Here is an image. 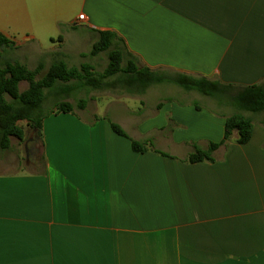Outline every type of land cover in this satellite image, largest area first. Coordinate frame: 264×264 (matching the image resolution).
I'll list each match as a JSON object with an SVG mask.
<instances>
[{
    "label": "crops",
    "instance_id": "crops-1",
    "mask_svg": "<svg viewBox=\"0 0 264 264\" xmlns=\"http://www.w3.org/2000/svg\"><path fill=\"white\" fill-rule=\"evenodd\" d=\"M99 31L115 32L140 66L264 84V0H0V34L15 42L2 54L32 68L96 66L100 55L84 54ZM154 88L92 89L75 111L83 121L45 118L34 169L0 154V264H264L262 119L247 143L186 162L195 145L223 140L232 113L173 95L151 103ZM108 90L123 114L89 110ZM110 120L169 156L135 152Z\"/></svg>",
    "mask_w": 264,
    "mask_h": 264
},
{
    "label": "trees",
    "instance_id": "trees-1",
    "mask_svg": "<svg viewBox=\"0 0 264 264\" xmlns=\"http://www.w3.org/2000/svg\"><path fill=\"white\" fill-rule=\"evenodd\" d=\"M14 46V41L0 34V55L6 48ZM102 53H106L108 62L101 71L89 62L70 66L64 59H55L48 68L44 62L34 68L20 61L7 60L1 63L0 153L11 148L12 137L24 140L25 129L20 121H26L34 135L42 139L44 119L51 113H74L76 109H85L87 98H75V102L68 98L92 89L120 88L130 93L143 94L154 84L173 83L185 91L199 92L216 99L220 104L231 105L239 110L226 116L223 140L209 142L207 148L195 145V150L184 159L191 163L214 161V152L231 141L247 143L254 126L253 117L247 113L264 112V84L239 88L204 76L140 66L135 56L125 49L121 38L112 31H99L91 50L84 55L98 56ZM24 81L28 87L21 90L20 83ZM51 97L63 99L57 101L53 109H48L46 102ZM161 106L162 103H159L158 107ZM262 123L264 125V118ZM110 125L117 134L131 140L135 152L143 153L152 149L169 156L157 149L150 140L141 141L130 137L119 123L110 120Z\"/></svg>",
    "mask_w": 264,
    "mask_h": 264
},
{
    "label": "rangeland",
    "instance_id": "rangeland-1",
    "mask_svg": "<svg viewBox=\"0 0 264 264\" xmlns=\"http://www.w3.org/2000/svg\"><path fill=\"white\" fill-rule=\"evenodd\" d=\"M82 47H87V45L86 44H85V46L82 45ZM77 58L81 59V57H77ZM77 58H75V59H77ZM11 59H14V57L6 55V54H1L0 55V65H1V63L5 62L7 60H11ZM88 59H90V58H87L86 60L85 59H82V60L88 61ZM107 62H108V57H107L106 53H102L100 55L99 59H94L92 61V63L96 65L95 66L96 69H98L100 71L106 67ZM30 68H32V67H30ZM27 87H28L27 82L24 81V82L20 83V89L21 90L26 89ZM95 91L99 92V90H93L92 92L91 91H88V92L87 91H81L76 96L68 98V100L71 102H75V100H74L75 98L78 99L80 97H83V98H87L88 96L90 97V95L92 96V94H94ZM113 92H109V90H108L107 92H104V94H109V95H105V96L101 95V98L98 97L99 94L96 93L97 97L100 99L96 98L94 101L89 99V104H90L89 110L91 112L97 111V113H103V115H106V117H113L114 115L123 114L125 112L124 109H122L123 106H121L119 104L109 105L107 102L110 98L116 97V96L110 95ZM194 94L192 93V95H191V94L185 92L184 90H182V88H180L179 86L174 85V84H171V85H169V83H161L160 85L155 84V88L149 92V102L154 103L155 101H158L162 98H165L166 96H172L173 95V97H175L177 100L184 101V102L191 101L192 98H193V100H195V98H197L195 100L196 103H198L202 106L208 107L212 110H215V111H217V113H223V112L225 113V111H227V113H235V112L239 111L231 105H228L227 108H224L222 104H220L216 99H213L211 97H208L205 95H198V93H194ZM134 97H136V96H134ZM61 99H63V97H58L57 99L54 97H51L50 99L47 100L46 107L48 109H51V108L53 109L54 104ZM117 99H119V97H117ZM134 102H135V106L140 105V104H138L139 102H137V100ZM120 107H122V108H120ZM76 111L80 112L81 109H76ZM55 114H59V113H51L46 117V119L51 118ZM74 114L77 115V117L83 121V117L81 115H79V113L74 112ZM247 114H249L253 117L255 123L264 118V112L247 113ZM51 121L55 122L56 121L55 117H53L51 119ZM19 123L25 129L24 140L20 141L18 138L12 137L11 148L7 151L0 153V154L2 155V158L5 159V161L10 160V161L15 162V161L19 160V163L21 166L23 165L24 167L34 169V166L32 163L33 158L35 157L38 160H41L40 142L36 143L32 140L34 138V132L28 126L26 121H20ZM87 123L92 125L91 121H87ZM172 125H173V123L171 121H168L166 128L169 129L168 127H172ZM36 138L38 139V137H36ZM32 146L36 147L37 151H38V146H39V153L34 154L33 157L32 156L29 157V156H27V150L30 149Z\"/></svg>",
    "mask_w": 264,
    "mask_h": 264
},
{
    "label": "flooded vegetation",
    "instance_id": "flooded-vegetation-1",
    "mask_svg": "<svg viewBox=\"0 0 264 264\" xmlns=\"http://www.w3.org/2000/svg\"><path fill=\"white\" fill-rule=\"evenodd\" d=\"M35 151H37V148L32 146L30 149L27 150V156H34Z\"/></svg>",
    "mask_w": 264,
    "mask_h": 264
},
{
    "label": "built area",
    "instance_id": "built-area-1",
    "mask_svg": "<svg viewBox=\"0 0 264 264\" xmlns=\"http://www.w3.org/2000/svg\"><path fill=\"white\" fill-rule=\"evenodd\" d=\"M79 19H80V20H85V19H86L85 14H81V15L79 16Z\"/></svg>",
    "mask_w": 264,
    "mask_h": 264
}]
</instances>
